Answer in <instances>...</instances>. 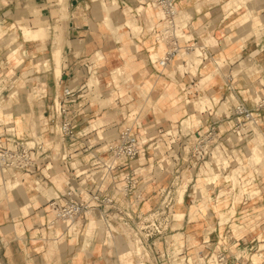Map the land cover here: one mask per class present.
Listing matches in <instances>:
<instances>
[{
    "label": "crops",
    "instance_id": "crops-1",
    "mask_svg": "<svg viewBox=\"0 0 264 264\" xmlns=\"http://www.w3.org/2000/svg\"><path fill=\"white\" fill-rule=\"evenodd\" d=\"M234 2L246 5L245 0H175L187 39L211 56L203 63H195L186 59L189 53H185L162 68L152 62L151 55L162 57L169 45L150 31L162 14L148 0H63L62 4L60 0H0L1 110L11 113L19 139L35 138L42 147L27 169L0 172V264H138V257L131 254L133 239L125 228L133 229L161 207L162 188L155 185L167 172L164 165L168 156L163 158L161 153L150 150L160 135L180 122L189 130L202 114L204 122L195 127L194 134L213 122L222 130L231 124L233 105L243 102L255 116L251 122L255 138L250 155L256 145H261L264 152V125L257 120H264V106L253 107L254 102L264 98V0H247L248 7L230 11ZM105 6L109 8V22ZM64 9L65 22L61 20ZM247 12H251L252 21L249 27L242 28L239 23ZM128 21L133 25H127ZM22 26L44 27L47 31L45 37L24 41L19 35ZM178 42L184 44L183 39ZM94 63L99 66V85L90 90L86 87L88 67ZM113 70L123 72L118 85L113 81ZM83 86L84 96L78 101L83 105L82 114L73 117V135L64 137L53 111L54 103L66 88L78 92ZM205 98L206 108L215 100L218 103L212 109H197L193 102ZM71 108L74 110V105ZM188 117L190 127L185 124ZM125 126H132L143 143L139 157L103 181L93 183L89 176L79 175L78 169L91 156L107 155ZM224 134H219L218 141L227 146ZM188 144L192 145L180 138L173 147L182 154L183 146ZM186 162L170 174H181ZM191 163L187 171L193 178L195 168ZM259 164L264 172V164ZM244 175L254 185L251 180L235 185L230 173L227 178L233 183L232 189L249 186L240 201H229L222 209H233L236 219L245 218L249 223L233 224L232 228L229 221L221 225L214 211L211 217L199 220L197 217L206 212L198 209L192 199L187 203L189 195L184 194V210L197 208L195 213L189 211V232H184V226L179 232L184 243L178 246L179 254L183 250L186 258L191 257L187 264H197L204 251L208 253L203 260L212 262L218 250L211 253V239L218 241L219 250L229 251L230 263L264 264V181L253 169ZM125 177H131L134 183L128 195L122 192ZM85 179L88 193L84 198L98 189L114 200L120 212L100 209L99 219L101 213L93 209L90 215L83 214L73 223L56 221L49 201L64 196ZM224 187H214L220 194L218 198L227 194ZM257 214V218H251ZM175 235L163 234L153 242L165 248ZM139 241L150 253L145 263L159 264L151 240ZM187 246L195 248L196 253H187ZM238 256L239 262L234 260Z\"/></svg>",
    "mask_w": 264,
    "mask_h": 264
},
{
    "label": "built area",
    "instance_id": "built-area-1",
    "mask_svg": "<svg viewBox=\"0 0 264 264\" xmlns=\"http://www.w3.org/2000/svg\"><path fill=\"white\" fill-rule=\"evenodd\" d=\"M149 5L162 14L159 17L158 24L154 25L150 31L157 35V39L163 42H167L169 45L168 50L162 57L157 58L156 62L160 67L164 68L167 64L174 59L182 51H194L199 49L201 63L207 61L210 58V53L199 47L195 46L192 40H186L184 37V28L180 24V12L176 7L175 0H148ZM183 39L184 44H179L178 40ZM90 72V67H88ZM91 75V72H90ZM84 86L79 89L78 92L71 91L66 88L63 92V96L54 103L53 111L56 119L60 120V129L64 137L73 135V117L81 115L82 104L78 103L83 99ZM256 109H260L264 106V98H260L255 102ZM74 105V110L71 108ZM211 115V113H209ZM233 116L236 118L237 129L243 127L242 119L247 122H254V110H249L243 102H238L233 105ZM241 119V120H240ZM0 172L5 174L7 172H17L27 169L32 166L37 157V150L42 149L41 142L35 138L32 139H19L16 135L15 128L12 123L0 122ZM243 130V129H242ZM220 131L219 124L217 122L210 123L204 134L196 132V140L188 138L187 140L192 143V154L195 159L194 162H205L206 159L212 157L213 149L216 148L218 143L217 135ZM238 136H241V130H234ZM171 135V134H170ZM245 137L241 136L240 140H244ZM141 139L136 135L132 126H125L118 138L107 150V155L95 154L90 157L88 172L83 175H87L93 180V183L97 181H103L107 175L112 174L118 168L125 166L129 161L136 159L141 154ZM173 147L176 144V140L170 141ZM214 147V148H213ZM157 149V146L154 147ZM186 146H184V150ZM175 161L176 169L179 168L181 163L180 157L171 156ZM194 166V164H193ZM219 170V168L217 167ZM178 171V170H176ZM180 173H176L179 177ZM80 177V176H78ZM177 177V176H176ZM124 186L122 192L124 195H128L133 189V180L131 177H125ZM87 180L79 182V185L71 190H68L64 196H58L52 198L49 201L51 208L55 214L56 221H63L66 223H73L81 215H90L93 209H105L106 212H112L114 210L119 211L115 206V202L111 197L103 195V193L96 189L90 192L88 199L84 198V195L88 192L85 190ZM85 184V185H84ZM161 196L164 197L161 201V207L157 209V212L150 213L148 218L143 219L137 224L141 225L142 231L148 233H140V238L147 241L154 238V236L161 237L163 235L161 218H158L167 209L173 208L172 199L169 198V192L161 191ZM140 197V195H138ZM169 199V200H168ZM163 210V211H162ZM120 212V211H119ZM135 226L133 229H135ZM155 227L156 233H149V230ZM131 229V228H130ZM131 229V230H133ZM155 245L152 241L150 242ZM179 255H182L180 253ZM164 256L161 255V257ZM232 257L229 251L225 248H221L215 253L212 262H206L204 264H238L230 263ZM241 256L234 257V260L239 262ZM169 261V259H168Z\"/></svg>",
    "mask_w": 264,
    "mask_h": 264
},
{
    "label": "rangeland",
    "instance_id": "rangeland-1",
    "mask_svg": "<svg viewBox=\"0 0 264 264\" xmlns=\"http://www.w3.org/2000/svg\"><path fill=\"white\" fill-rule=\"evenodd\" d=\"M60 3L62 4L63 0H60ZM241 3H243V2H240V3L234 2L232 4L233 6H230V8H231L230 11L238 10L242 6L248 5L247 0H245V3H244L246 5H242ZM62 7H61V9H62ZM246 7H248V6H246ZM105 9L107 10V13H108L107 14V21L109 22L110 21L109 8L107 6H105ZM61 13H62L61 20L63 22H65V20L67 18L66 9L62 10ZM250 14H251V12H247L244 15V19L247 16H249ZM127 25L132 26L133 25L132 21H128ZM133 27H135V25ZM27 29L31 33H29V35L26 33V35H27L26 36L23 31L26 30V32H27L28 31ZM21 30H22V32H20L19 35L23 38L24 41H33V40L38 39L40 37H45V33L47 31V28L40 27L38 29H32L30 27L22 26ZM26 38H27V40H26ZM195 54H197V53H194V54L193 53H189L185 57H186V59H192L194 61L193 57H195ZM59 55H60V53L56 54V61H57L58 65H60V63H61ZM12 56L14 57L13 54H12ZM218 63L221 65L220 62H218ZM92 66H94V65H92ZM90 72H91V75H92L91 67H90ZM91 75H90V78H89V80L87 82V85H86V87H88L90 90L92 89V87L99 85L98 78H94L93 75H92V78H91ZM100 93L101 92H98V94H100ZM191 99L192 98H190V97L188 98V100H191ZM214 103L217 104L218 101L215 100ZM198 104H201V103H198ZM213 104L208 106L207 109L208 108L212 109L213 108ZM253 107H256L255 102H254V106ZM0 110H1V106H0ZM1 112H2L1 113L2 117H1V114H0V122L3 121L5 123H8V122L12 121L11 120L12 119L11 113H5L2 110H1ZM202 116L203 115L201 114V115H198V117H196L197 121L192 125V127L189 130L188 129H184L182 124H181V122H180V123L177 124V127H175L173 130H169L171 132V135H166L169 131L164 132L163 135H160L156 139L158 142L155 143V145H153L151 147V150H150V151H153L154 154L155 153H161L163 155L162 156L163 158H164V156H168L166 158V160H165V162H166L165 165L163 164L167 172L162 177H159V180L157 179L158 183L155 186H161L160 187V188H162L161 190L165 191V196H166V193L169 192V198L173 200L172 201L173 208L170 209V210L167 209L158 218H161V222H163L161 230L163 231V234H165L166 237L172 236V235H175V234H176V236H178V237L174 236L173 238L170 237L168 242L166 243L167 246H165V248L163 247V244L160 243V242L158 244L155 243V245L152 244V248H153L154 254L157 257L159 264H180L182 259H184V260H182L183 261L182 264L191 263L189 261V258H191V257L188 256L186 258L185 257L186 254L183 253V250L181 252L183 254L179 255V250H180L179 247H180V245H182L181 247L184 246L183 245L184 244L183 240H180L181 239L180 238L181 234L179 233V232H181L180 228L182 226H184V232H186V234H187V232H189L188 229L190 228V225H191V224H189V220H190L189 219V211H190V213L191 212L195 213L196 210H197V209L194 210V207H192L191 210L188 207H187L186 211L184 210V208H183L184 206L182 205L184 201L183 202H181V201L184 200V194L185 193H187V195H189L188 196L189 198L186 199L187 203H190L191 199H192V200H194V201H196L198 203L197 207H199V208L201 206H203L205 203L207 204V207H206L207 211L205 210V212H206L205 216H201V215L198 216L197 218H199V220H204L208 216L211 217L212 216L211 212H213V211L215 212L216 215L220 214V213H217L216 212L217 210H215V207H213V206H218L219 211L224 213V215L227 218L230 217L229 219L226 220V222L229 221V226L232 228L233 224L249 223L250 220H247V222H245V220H244L245 218H239V219L237 218L236 219V217L233 216L234 213H235V211L233 209L224 210V209H222V206H227L229 201H232L234 203L240 201L242 199V197H243L242 195L244 193V190L249 185H247V187H245V188H241L240 186H237V188L232 189V188H234L233 183H232L230 178H227L229 176V174L230 173L232 174V178L233 179H234V176H236L238 174L239 180L241 182H245V181H249L251 179L245 178L244 173L246 171L250 170V169H253V170H256L260 175H262V177H263L262 180L264 181V172H262V170H261L262 166L259 164L258 167H255L256 165L250 164L251 163L250 162V157H251L250 156V148H251V146L254 143L253 140L255 138V129H254L253 125L249 121L245 122L243 119L242 120L240 119L242 121L243 127H241V129H237V127H236L237 124L235 122L236 118L234 116H231L230 119H229V120H231V124H229L225 128H222V130L220 129V131L218 132L219 134L220 133H222V134L225 133L223 137H225V139L228 140L227 146L224 145V144H221L218 141L217 145H215L217 147L216 148L213 147L214 149H213L212 157L209 158V159H206L205 162H203V161L197 162V165L194 162L195 157L192 154V152H193L192 148L193 147H192L191 144L186 145L187 147H186L185 150H184V146L185 145L183 146L182 154L178 153V151L175 150L174 147L171 146L170 141H172L173 139L178 140L180 138H182V139L192 138V140H196V137H195L196 134H194V131H195V127H197L198 125H202L201 123L204 122ZM257 120L259 121V125H264L263 118L262 119L261 118H257ZM245 125H248V126H245ZM186 126H188V125H186ZM234 130H236V131L241 130V133H242L241 136L245 137V139L244 140H240V136H238L237 133L234 132ZM205 131H206V128L204 127V128H200L198 132H200L201 134H204ZM219 134L217 135V137H220ZM158 139H161V140L159 141ZM156 146H157V149L155 150L154 147H156ZM216 151L219 152V154H220V152H222V155L220 154L221 156L218 155V157H217L218 153H216ZM215 154H216V156H214ZM171 156H176V157L179 156L180 160H181V164L184 161H187L186 163H188V164L192 161L191 168H195V172L193 173L194 177L192 178L191 172L187 171V170H190V169H188V164L181 169L182 171H181V174H179V177H178V175L172 176L170 173L172 172V170L176 169L177 166L175 164V161L172 160V158H170ZM237 156H240L241 159L238 158ZM213 157H216V159L213 158ZM217 160H219L221 162H219ZM224 160H229V162L227 164L222 163V162H224ZM89 161L86 162V165L84 166V167H86V169H85L86 171L82 172V173H86L88 171ZM206 162H208V163H206ZM209 163H211V164H209ZM193 164H194V166H193ZM204 164H205V167H206V171L205 172H207L209 174V172H208L210 170V168L208 167V165H209L210 167H212L211 169H213L214 172L217 175L219 174L218 178H216L217 179L216 184L213 183L214 185L213 184L212 185H208V183L205 181V177H207L208 174H206L205 172H202ZM75 166L76 165H74V167ZM217 167L219 168V170L217 169ZM148 179H149V177H148ZM148 179H146V180H148ZM200 181L203 183L202 184L203 185V189H201V187L198 185V183ZM250 183H251V185H254V182L252 183V180H251ZM124 184H125V181L122 182V187L124 186ZM184 185L187 187V189H186L187 192L185 191V193L183 194V197H182V193L181 192L179 193V191H181V189L184 187ZM188 185H190V187H188ZM219 185L226 186V187H224V188H226L224 190V192H227V194L224 195L221 198H218L220 194H218L216 191H214V187L215 186H219ZM221 190H222V188L220 189V191ZM196 191H198V192H196ZM160 197H161V194H160ZM163 198L164 197L160 198V200L162 201ZM209 198H211V201L208 200ZM236 198H239V199L236 200ZM187 205L189 206V204H187ZM208 206H209V208L213 207L214 210L208 209ZM157 211L158 210H153L150 213L157 212ZM186 213H187V217H185ZM175 214H176V216H175ZM183 215H184V218H182ZM261 216H263V213H262ZM101 217H102V214H100L99 219ZM257 217H258V214L256 216H251L252 219H255ZM235 220H236V222H234ZM223 228H224V226H223ZM154 229H155V227L150 229L149 233L155 234L156 231ZM91 230H94V228L93 227L90 228V231ZM125 231L133 239V242L131 243V246H132L131 254H134L136 257H138V264L145 263V261H147L149 259V256H147V255H150V253H149V251H145L144 250L143 245H142V243L139 240H140V233H148V232L147 231H142L141 230V225H138L133 230L125 228ZM156 239H157V236H154V238L151 239V242L153 240H156ZM210 243H211V245H213V249H212L211 253H214V251H217V250L220 249V247H218L219 243H218L217 240L214 241V239H211ZM182 249H184V248H182ZM228 249H230V247H228ZM188 252L190 253V255L192 253H196L195 252V248H189L187 250V253ZM177 253H178V255H177ZM207 253H208L207 251H204V253H203L204 255L199 257L201 260L199 262H197V264H204L205 263V261L203 260V257L205 255H207ZM163 254H164V256L161 257V255H163ZM175 255L178 257L177 260H176V256ZM168 259H169V261H168ZM174 260H176L177 263L174 262ZM193 264H195V262H193Z\"/></svg>",
    "mask_w": 264,
    "mask_h": 264
},
{
    "label": "bare ground",
    "instance_id": "bare-ground-1",
    "mask_svg": "<svg viewBox=\"0 0 264 264\" xmlns=\"http://www.w3.org/2000/svg\"><path fill=\"white\" fill-rule=\"evenodd\" d=\"M150 21H152V20H150ZM251 21H252V18L251 17H249V16H247L245 19H243L240 23H239V26H241L242 28H247V27H249L250 26V23H251ZM151 24V23H150ZM153 25V24H152ZM252 29V28H251ZM28 30V29H27ZM24 33H25V35H26V33L29 35V33H31L29 30L26 32V30H24L23 31ZM237 32H239V31H237ZM241 33H242V31H240ZM27 36V35H26ZM184 37H185V39L186 40H191V39H187V35L184 33ZM26 40H27V38H26ZM22 49V48H21ZM26 50V49H25ZM18 52V51H17ZM185 53H197V54H195V57H193L194 58V62L195 63H199V60H200V62H201V58L200 57H198L199 55H200V53H199V49H197V50H194V51H182V52H180L179 54H178V57L180 58L183 54H185ZM18 54V53H17ZM13 55H15L14 53H13ZM157 58H159V56L157 55V54H152L151 55V60H152V62L154 63V62H156V60H157ZM99 60H101V57L99 58ZM180 60H183V59H180ZM196 60V61H195ZM189 61H190V59H189ZM188 62V61H187ZM191 62V61H190ZM193 63V62H192ZM95 65L94 66H91V71H92V75H93V77L94 78H98V76H97V74L99 73L98 72V68H99V66H98V64H96V63H94ZM187 65H188V63H187ZM183 67V66H182ZM196 67V66H195ZM113 71H115V70H113ZM238 71L240 72V70H237V72L236 73H238ZM242 71V70H241ZM122 73L123 72H121L120 70H118V71H115L114 73H113V81L115 82V84H119V83H121V81H122ZM235 73V72H234ZM92 75H91V78H92ZM234 76V75H233ZM99 80V79H98ZM208 81V80H207ZM263 81V80H262ZM204 82H205V80H204ZM130 83V82H129ZM206 83V82H205ZM146 90V89H145ZM256 98H258V96L256 97ZM206 99H208V98H206ZM206 99H201V100H199V101H195V102H193L194 103V105L197 107V109H204V107H205V105L208 103V101L206 100ZM210 100V99H209ZM188 103H190V102H188ZM198 103H201V104H198ZM207 108L205 107V109L203 110V111H205ZM202 111V112H203ZM12 121H10V122H8V123H11ZM185 124L186 125H188L189 127L191 126V120H190V117H188L187 119H186V121H185ZM13 125H16V123L15 124H13ZM185 126V125H184ZM259 131V130H258ZM171 134V132L169 131L166 135H170ZM30 140V139H29ZM219 150V149H218ZM216 153H218L217 154V157H218V155H222V152H220V154H219V152H217L216 151ZM220 155V156H221ZM214 156H216V154L214 155ZM219 156V157H220ZM231 156V155H230ZM251 157H250V164H252V165H256V164H259V163H262L263 162V164H264V152L262 151V148H261V145H256L255 147H253V149H252V152H251V155H250ZM213 158H215L216 159V157H213ZM221 158V157H220ZM223 159V158H222ZM221 159V160H222ZM239 160V159H238ZM217 161H219V160H217ZM219 162H221V161H219ZM218 162V163H219ZM229 162V160H224V162H222V163H225V164H227ZM206 163H208V162H206ZM243 163V162H242ZM209 164H211V163H209ZM208 165V164H207ZM229 165V164H228ZM218 166V165H217ZM225 166V165H224ZM76 167V166H75ZM208 167L210 168V170L208 171L209 172V174L207 173V172H205L206 174H208V176L207 177H205V181L208 183V185H212L213 183H215L216 181H217V179L216 178H218V175L214 172V170L213 169H211L212 167H210L209 165H208ZM237 167V166H236ZM86 167H82L81 169H78V173H81L82 174V172H85L86 170ZM84 174V173H83ZM201 175V174H200ZM206 176V175H205ZM234 184L235 185H241V182H240V180H239V177H238V174L236 175V176H234ZM34 183V182H33ZM185 184V183H184ZM203 183L200 181L199 183H198V185L201 187V189H203V185H202ZM245 185V184H244ZM184 188V189H183ZM182 189H181V191H179V193L181 192L182 193V197H183V194L185 193V191H186V189H187V187L184 185V187H183ZM199 188V187H198ZM197 188V189H198ZM196 190V189H195ZM194 190V191H195ZM196 192H198V191H196ZM181 197V198H182ZM203 198V197H202ZM180 199V198H179ZM178 199V200H179ZM183 199V198H182ZM181 199V200H182ZM209 201H211V198H209L208 199ZM184 200H182L181 202H183ZM179 202V201H178ZM205 202V201H204ZM194 207V206H193ZM206 207H207V204L205 203L203 206H201L200 208H198V209H202L204 212H205V210H206ZM195 209H197V208H195L194 207V210ZM96 210H98V209H96ZM99 212H100V210H98ZM202 211V212H203ZM218 211V213H220L219 214V216H220V222H221V225L222 224H224V222H226V220L227 219H229L230 217H226L225 215H224V213H222L221 211H219V210H217ZM101 213V212H100ZM102 214V213H101ZM222 214V215H221ZM175 216H176V214H175ZM182 218H184V215L182 216ZM231 220V219H230ZM176 236V235H175ZM176 237H178V236H176ZM181 238V237H180ZM178 250V249H177ZM179 252H180V250H179ZM177 255H178V253H177ZM176 256V255H175ZM177 256H176V260H177ZM176 260H175V262H176ZM183 260V259H182ZM181 260V263L180 264H182V261ZM177 263V262H176Z\"/></svg>",
    "mask_w": 264,
    "mask_h": 264
}]
</instances>
